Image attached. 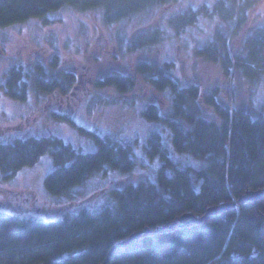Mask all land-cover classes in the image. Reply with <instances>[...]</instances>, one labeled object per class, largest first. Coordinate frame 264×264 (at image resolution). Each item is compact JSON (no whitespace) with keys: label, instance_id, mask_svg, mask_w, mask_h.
Segmentation results:
<instances>
[{"label":"trees","instance_id":"trees-1","mask_svg":"<svg viewBox=\"0 0 264 264\" xmlns=\"http://www.w3.org/2000/svg\"><path fill=\"white\" fill-rule=\"evenodd\" d=\"M168 1L0 0V27L66 5L83 11L100 7L104 21L113 23ZM226 1L214 3L213 11L219 14L220 23L215 26L213 38L197 47L196 54L219 64L227 77L240 76L254 84L264 77V24L252 28L240 49L232 47L231 42L248 21V9L256 0H244L238 7V17V0H233L232 10ZM202 11L181 15L174 25L182 31ZM60 59L56 53L48 65L43 61L11 65L4 83L6 93L20 100H29L32 92L68 94L78 76L75 69L49 72V68L60 65ZM174 67L173 60H142L130 72L99 76L95 86H112L127 93L143 77L157 90L170 89L172 103L168 111L162 112L156 101H150L142 113L168 126L170 144L172 141L176 151L203 160L204 165L194 166L174 158L162 132L154 131L147 149L151 157L162 160L158 181H121L108 189L107 203L94 209L82 208L74 215L48 218L0 210V264H101L110 252L106 264H264V197L256 202H237L247 190L264 187V113L250 108L251 99L249 104L239 102L238 89L232 92L236 103L230 105L220 97L219 88L205 92L201 82H185ZM205 107H212L218 119L208 117ZM50 113L75 123L69 113ZM81 130L97 143V149L76 148L53 134L0 142V172L9 179L49 152L56 167L44 179L47 192L73 197L76 186L101 170L132 172L136 167L130 142L94 129ZM233 201L236 205L201 223L142 233L112 249L135 231L168 227L184 213L201 216L212 205Z\"/></svg>","mask_w":264,"mask_h":264},{"label":"rangeland","instance_id":"rangeland-1","mask_svg":"<svg viewBox=\"0 0 264 264\" xmlns=\"http://www.w3.org/2000/svg\"><path fill=\"white\" fill-rule=\"evenodd\" d=\"M215 2L171 0L113 23L104 21L100 7L83 11L66 5L43 16L0 27V142L53 134L76 148L97 149V143L82 132L81 127H84L130 142L136 160L132 172L101 170L76 186L73 197H56L47 192L44 184L46 175L56 167L47 152L38 162L19 169L9 179L0 172V210L48 218L74 215L82 208L94 209L107 203L110 200L108 189L121 181L142 178L158 181L162 160L159 156L151 157L147 149L149 136L154 131L162 132L174 158L194 166L204 165L203 160L176 151L172 141L170 144L168 126L149 120L142 113L150 101H156L162 112L168 111L172 103L170 89L157 90L143 77H139L137 85L127 93L112 86L97 88L96 78L106 73L130 72L142 60H173L176 73L185 82H201L205 92L219 88L220 97L230 105L236 103L232 92L238 89L239 102L249 104L251 99L250 108L264 113V77L254 84L240 76L227 77L219 64L196 54L197 47L213 38L215 26L220 23L219 14L213 11ZM242 2L244 0H238L237 17ZM226 5L232 10L233 0L226 1ZM199 9L203 11L198 18L178 31L174 21ZM248 11V21L231 42L236 50L241 48L252 28L264 24V0H256ZM56 53L61 58L60 65L49 68V72L75 69L78 76L68 94L32 92L29 100H20L6 93L4 83L11 65L37 61L48 65ZM52 111L71 114L75 123L58 119L50 113ZM204 112L218 119L212 107H205Z\"/></svg>","mask_w":264,"mask_h":264},{"label":"water","instance_id":"water-1","mask_svg":"<svg viewBox=\"0 0 264 264\" xmlns=\"http://www.w3.org/2000/svg\"><path fill=\"white\" fill-rule=\"evenodd\" d=\"M261 197H264V187L263 188H259V189H249V190H247L244 194H242L239 197L237 202H246L248 200L256 202ZM237 202L236 201L224 202V203H221V204L212 205L209 208H207L206 212L203 215H201V216H197V215H195L192 212L184 213V214L178 216L172 222V224H170L168 227L161 226V227H157L155 229H150V228L146 227V228H144L142 230L135 231L128 238H126V239L118 242L117 244H115V246L112 249H115V248H117L119 246H124V245L128 244L131 240H133L134 238L139 237L140 234H142V233L144 234V233H154V232H157V231L173 230L177 226L191 225L193 223H201L205 219L210 218V217L216 215L217 213L223 212L228 207L236 205ZM110 253L108 254L107 258L101 264H106L107 263V261L110 258Z\"/></svg>","mask_w":264,"mask_h":264}]
</instances>
